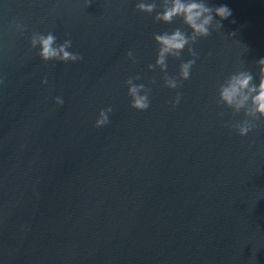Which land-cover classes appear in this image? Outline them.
I'll return each instance as SVG.
<instances>
[{"label": "water", "instance_id": "obj_1", "mask_svg": "<svg viewBox=\"0 0 264 264\" xmlns=\"http://www.w3.org/2000/svg\"><path fill=\"white\" fill-rule=\"evenodd\" d=\"M137 2L0 0V264H264V119L240 136L226 125L243 112L218 103L230 74L258 83L264 0H206L232 14L192 46L177 89L147 68L153 34L190 29ZM33 32L71 39L82 59L43 61ZM188 59L169 57L168 74ZM135 75L146 110L130 107Z\"/></svg>", "mask_w": 264, "mask_h": 264}, {"label": "clouds", "instance_id": "obj_2", "mask_svg": "<svg viewBox=\"0 0 264 264\" xmlns=\"http://www.w3.org/2000/svg\"><path fill=\"white\" fill-rule=\"evenodd\" d=\"M134 6L139 12L155 13L154 21L172 23L179 18L190 29V32H185L177 27L171 32L153 34L158 49L154 64H148L147 68L150 71L159 68L164 74L163 84L169 89H177L182 80L189 79L191 68L198 59V53L192 46L199 38L208 37L213 29H221V20L232 14L231 9L226 5L210 6L206 0H158V2L157 0H138ZM215 17L220 19H215ZM14 26L16 29L24 31V25L16 23ZM29 45L33 49L38 46L36 54L43 61L75 62L82 59L79 53L68 50L72 47L71 39L66 38L57 44V37L52 32L46 34L33 32L29 38ZM185 48L192 59L179 63L178 78L169 75L167 72L168 58L180 60L181 53ZM125 55L130 61L135 62L132 50L127 51ZM256 63L259 66L258 83L254 82V77L249 71L240 70L230 74L218 87V103L230 108L233 115L243 112V119L226 125L234 128L240 136H245L255 127L254 121L264 119V57H261ZM140 79V75L131 76L124 81V84L127 86V94L131 98L130 107L142 111L150 107L149 95L152 89L143 83H135ZM41 83H47V79H42ZM150 83L154 84L156 81L153 79ZM53 99L57 105H62L64 102L61 97ZM180 99L181 93L177 92L172 106L175 107ZM112 110L111 106L101 109L94 126L101 127L108 124V114ZM223 115V112L218 113V116Z\"/></svg>", "mask_w": 264, "mask_h": 264}]
</instances>
